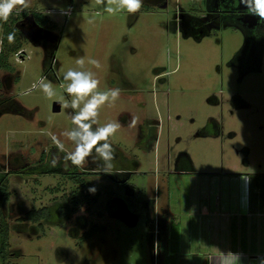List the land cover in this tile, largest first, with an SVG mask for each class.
Masks as SVG:
<instances>
[{
    "label": "rangeland",
    "instance_id": "1",
    "mask_svg": "<svg viewBox=\"0 0 264 264\" xmlns=\"http://www.w3.org/2000/svg\"><path fill=\"white\" fill-rule=\"evenodd\" d=\"M34 12L55 25L40 27L51 39L32 42ZM13 14L21 53L7 52L0 21V183L10 193L0 264H159L168 226L183 236L176 264H204L199 254L216 244L264 253V238L235 245L225 218L212 228L209 215L211 204L224 207L223 176L264 179V21L255 26L241 0H143L134 15L109 14L95 0H31ZM82 57L98 91L121 90L98 116L100 126L120 125L112 174L91 158L83 168L66 162L50 138L74 150L60 135L74 127L72 109L54 112L53 103L70 101L63 73ZM42 78L55 96L25 94ZM41 208L49 217L24 219Z\"/></svg>",
    "mask_w": 264,
    "mask_h": 264
},
{
    "label": "clouds",
    "instance_id": "2",
    "mask_svg": "<svg viewBox=\"0 0 264 264\" xmlns=\"http://www.w3.org/2000/svg\"><path fill=\"white\" fill-rule=\"evenodd\" d=\"M98 6L109 14H115L120 11H126L129 14H136L143 6V0H95ZM246 7L248 14L264 21V0H241ZM31 7V0H0V21L7 23L14 10L24 11ZM62 14L70 15L69 10H62ZM9 44L15 42V33H9L7 36ZM87 63L96 68L100 67V62L94 58L87 59ZM77 68H70L63 73V80L67 81L65 91L70 101H61L63 108L72 109V124L74 127L62 132L60 135L70 141L75 147L68 151L64 142L57 136L52 135L51 141L59 152L64 153V160L78 168H83L88 158L93 161H102L105 174H112V161L115 158V149L111 137L119 130L120 125L116 122H108L100 126L98 116L99 109L106 103H115L120 97L119 88H111L107 91H98L99 81L95 74L88 70L85 58L76 60ZM39 89L48 98L56 95L51 82L45 79L33 83L25 94H30L33 90ZM133 124L135 119H133ZM57 160L51 161V166H56ZM248 180V177H242ZM89 193L95 194L97 188L91 186ZM81 212L85 207L81 205ZM239 258V254H236ZM258 264H264V257L258 258Z\"/></svg>",
    "mask_w": 264,
    "mask_h": 264
},
{
    "label": "crops",
    "instance_id": "3",
    "mask_svg": "<svg viewBox=\"0 0 264 264\" xmlns=\"http://www.w3.org/2000/svg\"><path fill=\"white\" fill-rule=\"evenodd\" d=\"M215 3L216 0H214V5ZM244 18L247 19L249 17L243 16V19ZM255 26H257V23H255ZM200 28H202V25ZM251 168H253V166ZM254 170L256 169H252L251 171ZM260 173L264 174V172ZM249 174L250 173H235L223 176L220 179L222 182H220V184L222 185L221 201H223L222 203H224V207H222L223 209H220L217 206V202L210 206L209 215L212 218V228L218 227L220 223L223 222L220 220L223 219L220 216L224 217L225 221L229 223V228L233 231L232 243L234 242L233 244L235 245H239L240 241H243V239L246 240L248 237L255 239L250 240L251 243H256V239L264 238V203L261 202L260 198V191L262 185H264V179L262 181H260V178L255 180L254 177ZM242 177H248V180H245ZM227 186H230V188ZM251 187L253 188L251 189ZM217 196L218 194L216 193L215 197ZM214 205L218 208L214 207ZM217 209L220 210L216 211ZM249 227H252V230H250ZM226 228H228V226ZM237 229H241L242 234L238 235L237 232L235 233ZM182 240L183 236L181 233V250L183 243ZM213 240L215 241V244L219 242L218 234ZM213 240L212 244L214 243ZM227 240L229 242V238H227ZM216 245H218L217 248H212L214 252L206 253V251H203L202 254H199V257L203 256L205 258L204 264H207L208 261H211L210 264H255L258 262V258L264 257V253L235 252V248H228V250L225 251V249L221 250L218 248L220 247L219 244ZM236 254H239V258Z\"/></svg>",
    "mask_w": 264,
    "mask_h": 264
},
{
    "label": "trees",
    "instance_id": "4",
    "mask_svg": "<svg viewBox=\"0 0 264 264\" xmlns=\"http://www.w3.org/2000/svg\"><path fill=\"white\" fill-rule=\"evenodd\" d=\"M32 17L34 21L40 26V27H48L52 26L54 27V24H51L49 18L42 14L41 12H34L32 14ZM11 20V23L9 22ZM8 22L3 24L4 27V47L6 48L8 53H15L18 50H20L21 44L19 42V35L16 32V29L14 28V22L18 20V17L15 18L14 14L10 16ZM15 33V42L12 44H9L7 36L9 33ZM6 61V55L4 51H1L0 54V63L1 65H5ZM83 185V183H82ZM253 187H251L252 189ZM9 190L8 187L5 184L0 183V207L9 198ZM260 198L261 202L264 203V185H262L261 191H260ZM89 204L91 203V200H89ZM94 201V200H93ZM262 203V205H263ZM49 212L46 208H41L38 210H31L27 212L24 219L37 221L41 218H47L49 217ZM169 227V226H168ZM166 229L165 231V237L161 239L160 246L158 248L159 252V264H176L177 259L179 258V254L181 251L180 248V242H181V228L177 227H170Z\"/></svg>",
    "mask_w": 264,
    "mask_h": 264
},
{
    "label": "water",
    "instance_id": "5",
    "mask_svg": "<svg viewBox=\"0 0 264 264\" xmlns=\"http://www.w3.org/2000/svg\"><path fill=\"white\" fill-rule=\"evenodd\" d=\"M164 6H166L165 4L163 5V7ZM44 30L42 29V28H40V26L35 30V33L32 35L31 34V36H30V38H31V40H32V42H34V43H39V41L37 42L36 40H35V38L37 37L40 41L41 40H43V39H51V37L47 34V33H43L42 34V32H43ZM53 111L54 112H60L61 111V104H60V102L59 101H56V102H54L53 103Z\"/></svg>",
    "mask_w": 264,
    "mask_h": 264
},
{
    "label": "flooded vegetation",
    "instance_id": "6",
    "mask_svg": "<svg viewBox=\"0 0 264 264\" xmlns=\"http://www.w3.org/2000/svg\"><path fill=\"white\" fill-rule=\"evenodd\" d=\"M260 20L258 19V23H257V26L259 27L260 26ZM260 28V27H259ZM255 28H252L251 30H254Z\"/></svg>",
    "mask_w": 264,
    "mask_h": 264
},
{
    "label": "built area",
    "instance_id": "7",
    "mask_svg": "<svg viewBox=\"0 0 264 264\" xmlns=\"http://www.w3.org/2000/svg\"><path fill=\"white\" fill-rule=\"evenodd\" d=\"M69 9H70V12H71L72 7H70ZM19 52L21 53V50Z\"/></svg>",
    "mask_w": 264,
    "mask_h": 264
}]
</instances>
